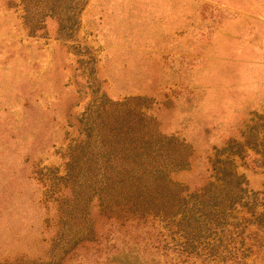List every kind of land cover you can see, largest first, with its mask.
<instances>
[{
  "label": "rangeland",
  "instance_id": "1",
  "mask_svg": "<svg viewBox=\"0 0 264 264\" xmlns=\"http://www.w3.org/2000/svg\"><path fill=\"white\" fill-rule=\"evenodd\" d=\"M63 9L0 0V264H120L128 250L138 264H264V0ZM105 114L168 136L186 159L170 176L188 191L212 180L217 215L194 214L190 234L159 216L118 227L99 215V183L69 165L115 158ZM66 185L82 194L70 214Z\"/></svg>",
  "mask_w": 264,
  "mask_h": 264
},
{
  "label": "trees",
  "instance_id": "2",
  "mask_svg": "<svg viewBox=\"0 0 264 264\" xmlns=\"http://www.w3.org/2000/svg\"><path fill=\"white\" fill-rule=\"evenodd\" d=\"M80 1L43 0V3L46 12H49L46 14H50L52 10L59 7V14L62 16L64 14L63 8L67 3L76 7L80 4ZM55 19L57 18L55 17ZM109 116V114H105L99 125L104 126L105 124L108 127L105 131L107 132L106 146L112 151L115 158H110L109 161L106 160L103 164V162H98L95 158L92 160L89 157L83 164L82 162L77 164L73 161L74 158L77 161L76 155L69 165L70 170L73 168L82 169V175L86 176L88 173L87 177L92 176V179L99 183L98 193L96 192L93 198L95 201L94 207L99 215L106 219H112L118 227H122L128 221L145 220L159 216L162 219L167 218L174 221L176 224L173 225L178 227L177 229L182 234H190L194 230V226L188 225L192 222L190 218L194 214H199L202 218L217 215V204L214 195L212 196V192L217 189V186H213L212 180L206 179L200 186L188 191L185 186L180 185L178 181L170 176L178 169H182L181 167L186 163V159H184V156L180 158L171 155L163 142L169 139L168 136L160 133L155 134L160 142L155 146V136H153L155 132L152 133L153 135L148 134V136L135 134L133 125L127 123L126 118L115 121L112 120L113 116L109 120ZM91 149L89 148L88 154H90ZM102 153L104 152L102 151ZM115 167H118L116 189L114 192L109 193L114 173L116 174ZM149 171H152L150 179L148 178ZM222 173H225V171H222ZM103 174H105L104 177L106 176L107 183L103 180ZM66 188L67 193L64 195L62 202L65 200L68 202L64 203V214H70V210H66L67 206L75 207L76 210L80 209L82 194L80 195L72 190V186L66 185ZM226 195L227 193H222V197ZM188 197L192 198L187 206L185 203ZM226 200L227 196L221 201L226 202ZM259 215H263V212H260ZM182 223H185V225ZM83 235L79 236L75 247L93 241L94 235L91 228L86 235ZM185 243L187 242H184L183 247L187 250ZM125 253L120 264H138L136 254L130 255L129 250Z\"/></svg>",
  "mask_w": 264,
  "mask_h": 264
}]
</instances>
